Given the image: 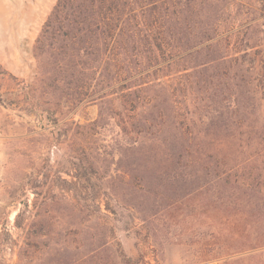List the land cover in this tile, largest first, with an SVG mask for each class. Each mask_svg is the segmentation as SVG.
I'll return each instance as SVG.
<instances>
[{
    "label": "trees",
    "instance_id": "16d2710c",
    "mask_svg": "<svg viewBox=\"0 0 264 264\" xmlns=\"http://www.w3.org/2000/svg\"><path fill=\"white\" fill-rule=\"evenodd\" d=\"M263 47L264 0H58L34 45L38 92L51 89L70 110L97 106L95 119L71 122L85 175L94 170L104 198L147 224L201 189L229 199L226 146L251 138L243 129L256 118L253 67L242 60ZM111 127L113 149L102 138ZM96 197L64 264H101L113 253Z\"/></svg>",
    "mask_w": 264,
    "mask_h": 264
},
{
    "label": "rangeland",
    "instance_id": "374dc122",
    "mask_svg": "<svg viewBox=\"0 0 264 264\" xmlns=\"http://www.w3.org/2000/svg\"><path fill=\"white\" fill-rule=\"evenodd\" d=\"M57 1L0 0V264H64L62 253L81 244L87 216L97 212L86 209L95 195L113 249L101 264H264V47L242 60L253 67L257 119L243 129L251 138L226 146L229 199L219 203L217 189H201L183 208L146 224L104 198L106 180L94 170L85 175L84 140L71 122L95 119L97 106L70 110L51 89L38 92L34 45ZM118 134L103 131L111 149Z\"/></svg>",
    "mask_w": 264,
    "mask_h": 264
},
{
    "label": "built area",
    "instance_id": "2783aa9c",
    "mask_svg": "<svg viewBox=\"0 0 264 264\" xmlns=\"http://www.w3.org/2000/svg\"><path fill=\"white\" fill-rule=\"evenodd\" d=\"M0 192H1V175H0Z\"/></svg>",
    "mask_w": 264,
    "mask_h": 264
}]
</instances>
